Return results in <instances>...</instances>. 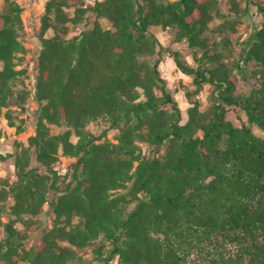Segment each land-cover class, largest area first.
Listing matches in <instances>:
<instances>
[{
	"label": "trees",
	"instance_id": "16d2710c",
	"mask_svg": "<svg viewBox=\"0 0 264 264\" xmlns=\"http://www.w3.org/2000/svg\"><path fill=\"white\" fill-rule=\"evenodd\" d=\"M5 2L7 10L0 14V109L22 105L14 84L24 73L17 69L19 53L25 51L19 38L23 9L12 0ZM247 2L243 15L257 7L263 25L243 51L241 62L256 69L253 88L243 95L219 43H210L205 35L218 0H95L89 5L47 0L35 91L40 122L29 146L0 155L15 158L18 177L9 190H0V217L7 210L2 203L12 197L8 212L30 225L31 219L22 216L39 215L54 191L57 198L49 204L55 227L37 250H26L21 244L26 237L11 220L5 225L6 240L0 241V264H71L78 256L61 242L85 248L99 238L113 245L107 257H100L106 264L115 257L120 264H184L196 246L218 234L226 238L229 230L264 240V137L251 127L264 131V5ZM89 14L97 17L93 27L69 37L71 25ZM102 18L113 28L105 29ZM227 24L231 26L220 29H234L235 23ZM152 26L178 28V38L202 52L194 68L180 52L166 50L179 70L193 78L197 91L211 84L210 109L201 111L195 103L185 120L160 59H145L162 54ZM50 30L53 35L47 36ZM224 42L229 49L227 36ZM236 67L244 72L240 62ZM239 103L249 125L236 127L226 116ZM6 116L13 124L11 110ZM103 118L121 131L118 144L101 142L102 136L88 129ZM52 125L68 130L52 134ZM138 142L158 147L152 158L143 157ZM162 146L165 153L159 152ZM60 155L77 159L69 183L55 167ZM41 167L46 173L39 172ZM121 189L126 192H116ZM132 203L135 207L128 210ZM256 248L264 255V246ZM258 259L264 264V256ZM236 261L220 256L212 264Z\"/></svg>",
	"mask_w": 264,
	"mask_h": 264
},
{
	"label": "rangeland",
	"instance_id": "374dc122",
	"mask_svg": "<svg viewBox=\"0 0 264 264\" xmlns=\"http://www.w3.org/2000/svg\"><path fill=\"white\" fill-rule=\"evenodd\" d=\"M18 3L22 11V20L24 29L20 33V40L25 47L23 53H19L17 69L23 70L24 73L19 76V79L14 84V91L17 97L16 100L22 105L13 103L10 108L0 109V155H5L8 152L19 151V145L29 146V139L37 133L38 124L40 122V107L35 100L36 82L38 77V62L42 50L40 34L42 32L43 17L46 13L47 0H12ZM165 2H174L176 0H164ZM248 0H218L219 5L213 13V20L210 22V29L206 32L210 43H219V50L224 53V62L232 67L233 74L237 79V88L241 94L247 95L252 90L254 81V72L256 69L251 65H245L241 62L243 51L249 47V41L254 32L260 29L263 25V16L258 13L257 7H250L249 14L243 15ZM264 5V0H254ZM86 5L94 4L95 0H84ZM7 10L5 0H0V14H4ZM219 11V12H218ZM243 11V12H242ZM218 12V13H217ZM74 15V11L70 12ZM242 13V14H241ZM97 17L95 14H89L88 18L77 26L71 25V33L69 37L79 35L83 30L93 27ZM230 23H235L234 29H220L221 25L231 26ZM100 23L105 29H112L111 22L106 19H100ZM150 33L154 34L159 40L157 51H162V54L156 53L153 56L146 57L149 62H154L157 59L161 61V70L165 78L168 80V88L175 99L179 102L185 120L188 119V109L195 103L199 104L201 111L210 109L213 102V87L211 84H205L201 91H197V87L193 82V78L185 75L177 67L174 58L166 51H178L182 54L183 60L190 66L197 68L199 66L198 58H201L202 52L197 48H192L186 38H178V28L170 27L164 29L160 26L150 27ZM47 36H52L53 31L50 30ZM228 37L230 44L229 49L225 48L227 44L224 38ZM240 62L244 72H240L236 64ZM3 65L0 63V69ZM156 93L161 96L162 93L156 90ZM169 109V106H165ZM11 110L12 122L7 118L6 114ZM228 121H231L236 127L249 125L247 113L242 107V103L229 108L226 116ZM252 131L256 136L264 137V131L258 126L253 125ZM22 128V130H20ZM88 129L98 136H102L101 142L110 141L118 144L121 131L115 129L112 123L107 119H100L88 125ZM52 134H60L68 130L67 127H50ZM71 139L74 142L78 141V137L73 134ZM142 155L146 159H150L156 153L158 147L145 142H138ZM160 153L166 152V146L160 147ZM32 166H38L36 162L37 151L33 148L31 151ZM77 162L76 158L60 155L59 161L56 163V169L62 174L67 175L66 183H69L73 177V165ZM138 163H135V166ZM41 173H46V170L41 167ZM18 181L15 158L3 160L0 158V190H9ZM61 183V182H60ZM60 185V184H59ZM130 186L131 184H127ZM117 193H125L126 190L121 189ZM56 194L51 191L48 196V202L43 205L39 215L31 218L28 215H23L24 220L31 219L32 223L27 225L23 220L10 214L8 207L14 203L12 197H8L2 204L7 206V210L1 214L0 220V241H5L7 232L5 225L11 220H15V228L26 238L21 241L22 249L37 250L44 241L47 232L55 227L56 215L54 214L49 202L55 199ZM257 199L255 202H257ZM1 203V202H0ZM136 203H132L128 210H132ZM253 205H255L253 203ZM79 218L74 219L77 223ZM227 237L218 234L213 236L209 241L202 245L196 246L184 264H212L220 256L224 259L237 260L233 264H259L258 258H262L263 253L259 255L257 246H264V240L258 237H252L244 233L241 229L229 230ZM253 239L255 241H253ZM101 238L93 240L91 245L85 248H77L71 246L67 242H61L63 247L74 250L78 256L71 264H106L100 257H107L113 249V245ZM229 243H235L238 248L236 252L229 250ZM255 243V244H254ZM255 256V254H257ZM239 259V260H238ZM258 259V260H257ZM20 264H30L29 262H21ZM111 264H120L119 257H115Z\"/></svg>",
	"mask_w": 264,
	"mask_h": 264
},
{
	"label": "built area",
	"instance_id": "2783aa9c",
	"mask_svg": "<svg viewBox=\"0 0 264 264\" xmlns=\"http://www.w3.org/2000/svg\"><path fill=\"white\" fill-rule=\"evenodd\" d=\"M228 248H229V250L236 252L238 246L235 243H229Z\"/></svg>",
	"mask_w": 264,
	"mask_h": 264
}]
</instances>
